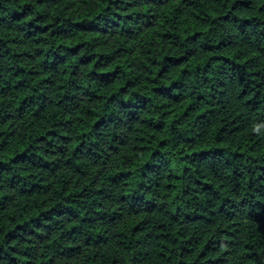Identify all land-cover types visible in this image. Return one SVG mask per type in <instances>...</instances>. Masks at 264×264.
<instances>
[{"label":"trees","instance_id":"1","mask_svg":"<svg viewBox=\"0 0 264 264\" xmlns=\"http://www.w3.org/2000/svg\"><path fill=\"white\" fill-rule=\"evenodd\" d=\"M0 264H264V0H0Z\"/></svg>","mask_w":264,"mask_h":264}]
</instances>
